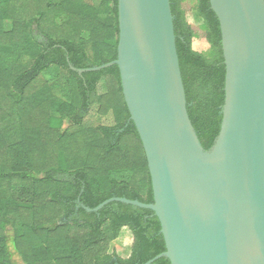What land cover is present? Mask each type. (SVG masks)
Segmentation results:
<instances>
[{
	"label": "trees",
	"instance_id": "obj_1",
	"mask_svg": "<svg viewBox=\"0 0 264 264\" xmlns=\"http://www.w3.org/2000/svg\"><path fill=\"white\" fill-rule=\"evenodd\" d=\"M170 9L187 114L209 151L224 102L219 23L209 0H197L205 57L191 47L181 0H170ZM117 44V0H0V264H13L10 245L23 264H145L165 251L152 211L116 202L97 213L78 207L114 197L153 203L117 66L70 69L114 61ZM93 108L111 124L86 123ZM123 229L132 238L126 258L110 252Z\"/></svg>",
	"mask_w": 264,
	"mask_h": 264
},
{
	"label": "water",
	"instance_id": "obj_2",
	"mask_svg": "<svg viewBox=\"0 0 264 264\" xmlns=\"http://www.w3.org/2000/svg\"><path fill=\"white\" fill-rule=\"evenodd\" d=\"M225 66L221 123L203 149L186 110L170 0H117L116 59L141 142L165 251L145 264H264V0H209Z\"/></svg>",
	"mask_w": 264,
	"mask_h": 264
},
{
	"label": "rangeland",
	"instance_id": "obj_3",
	"mask_svg": "<svg viewBox=\"0 0 264 264\" xmlns=\"http://www.w3.org/2000/svg\"><path fill=\"white\" fill-rule=\"evenodd\" d=\"M86 3L94 6H98L103 0H84ZM196 5L197 0H181V8L185 14V18L187 23L190 25L195 38L192 39L191 47L194 51L201 53L205 57L210 56L209 46L205 40V32L203 27L202 20L196 14ZM34 36L38 42L44 41L43 37L36 31L34 26L33 28ZM33 60L30 58H26L22 60L23 66L25 68H29L32 64ZM103 117L98 115L95 112V108L89 112L87 117L85 118L86 123L90 124L91 126L101 125V123H109L110 118H105L102 120ZM111 124V122L109 123ZM68 126V122H65L63 128ZM132 243V238L127 229H123L120 237L111 244L110 252L116 253L118 256L122 258H126L130 249V245ZM11 254H12V261L13 264H23L19 256L15 253L12 249L11 245L9 246Z\"/></svg>",
	"mask_w": 264,
	"mask_h": 264
}]
</instances>
